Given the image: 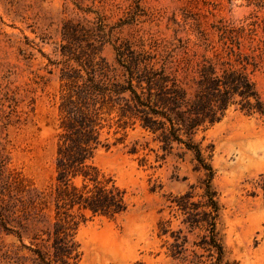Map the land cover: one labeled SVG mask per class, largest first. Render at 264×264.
Returning a JSON list of instances; mask_svg holds the SVG:
<instances>
[{"label": "trees", "instance_id": "1", "mask_svg": "<svg viewBox=\"0 0 264 264\" xmlns=\"http://www.w3.org/2000/svg\"><path fill=\"white\" fill-rule=\"evenodd\" d=\"M142 1L133 0L127 18L115 26L90 10L85 12L96 14L93 19L69 20L63 25L58 50L62 59L55 63L61 83L56 176L48 191L27 185L9 172L11 158L3 129L13 123L19 102L5 94L11 110L0 124V264H79L82 250L77 234L88 215L115 217L130 207L126 190L100 172L95 158L101 149L124 144L130 131L138 128L159 145L158 150L150 149L158 159L184 148L194 153L206 171L201 194L191 186L168 199L170 218L159 223L168 257L175 264L225 263L215 171L196 137L230 111L264 119V97L248 69L256 67L257 61L241 50L243 38L257 36L258 23L222 25L218 28L222 51L199 56L190 52L191 39L169 46L155 39L148 43L118 36L117 29L141 22L146 14ZM107 45L115 51L123 78L114 75L102 54ZM139 146L143 144L135 142L131 152L138 153ZM257 189L264 199V173ZM172 218L179 220L176 229L171 228ZM11 235L20 244L5 245L2 239Z\"/></svg>", "mask_w": 264, "mask_h": 264}, {"label": "rangeland", "instance_id": "2", "mask_svg": "<svg viewBox=\"0 0 264 264\" xmlns=\"http://www.w3.org/2000/svg\"><path fill=\"white\" fill-rule=\"evenodd\" d=\"M133 0H0V124L11 110L5 94L14 95L19 106L13 123L3 129L10 154L9 172L25 184L48 191L55 181L56 135L60 98L59 47L62 28L69 20L93 19L104 15L112 26L127 18ZM145 11L137 24L124 25L116 33L122 39L158 40L178 46L191 39L190 52L208 54L222 51L218 28L240 27L257 22V36L243 38L241 50L255 57L249 66L252 80L264 97V0H143ZM210 45L207 48L205 44ZM123 78L112 45L102 52ZM19 120V122H17ZM6 121V120H5ZM141 128L130 131L124 144L101 149L95 165L126 190L127 212L115 216L90 217L78 229L82 258L79 264H175L168 257L159 223L170 218V196L196 186L203 192L206 171L193 152L176 148L162 160L159 145ZM202 141L204 156L213 167V186L222 211L219 237L226 250L224 264H264V199L257 182L264 173V119L230 111L228 115L196 137ZM139 141L138 153H132ZM148 142H150L148 148ZM162 152L159 151V154ZM259 195H256V194ZM172 229L179 220L172 218ZM25 243H29L27 232ZM5 245L20 244L5 236Z\"/></svg>", "mask_w": 264, "mask_h": 264}]
</instances>
